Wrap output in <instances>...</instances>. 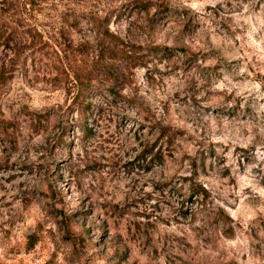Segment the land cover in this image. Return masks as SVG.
<instances>
[{"label": "rangeland", "instance_id": "1", "mask_svg": "<svg viewBox=\"0 0 264 264\" xmlns=\"http://www.w3.org/2000/svg\"><path fill=\"white\" fill-rule=\"evenodd\" d=\"M142 1L0 0V264H264V0Z\"/></svg>", "mask_w": 264, "mask_h": 264}, {"label": "trees", "instance_id": "2", "mask_svg": "<svg viewBox=\"0 0 264 264\" xmlns=\"http://www.w3.org/2000/svg\"><path fill=\"white\" fill-rule=\"evenodd\" d=\"M27 3L30 4V2H27ZM132 5L134 9H137L139 12H142L144 14H147L149 11V4L142 0H133ZM106 21L107 20H105L104 22ZM95 29L98 32L103 31V35L113 44H118L120 42V40L116 36L110 33L106 28H104V23L99 22V20H95ZM160 53L163 55V54H167L168 51L162 50L160 51ZM185 53H187V51H185ZM72 77L75 79L80 93H85L89 89V86L91 85L94 79V77H92L91 75L87 76V75H80V74L78 75L72 74ZM82 107L88 110V106H82Z\"/></svg>", "mask_w": 264, "mask_h": 264}]
</instances>
